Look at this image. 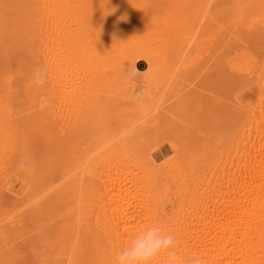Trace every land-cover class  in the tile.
Listing matches in <instances>:
<instances>
[{"label": "bare ground", "instance_id": "6f19581e", "mask_svg": "<svg viewBox=\"0 0 264 264\" xmlns=\"http://www.w3.org/2000/svg\"><path fill=\"white\" fill-rule=\"evenodd\" d=\"M150 1L0 0V193L12 157L35 154L18 139L21 127L51 142L52 101L60 105L71 87L74 101L80 100L75 114L69 111L84 133L81 154L64 169L49 149L37 153L33 172L27 166L20 179L44 190L33 216L62 208L56 234L67 244L54 248L63 252L58 255L66 250L70 263L79 264L91 249L94 264H114L118 251L159 225L174 235V245L149 264H179L173 253L185 262L264 264V0H201L204 12L197 18L194 0H164L188 12L162 15L171 52L157 44L155 32L150 36L159 28L151 31L128 14ZM128 63L143 73L152 91L166 88L181 65L185 91L174 103L184 125L180 134L158 140L144 133L140 120L147 117L148 102L126 95ZM201 69L204 78L220 80L228 95L213 94L204 103L199 126L206 133L199 136L187 128L193 98L184 81ZM122 100L131 107L122 108ZM15 103L25 105L24 125ZM135 114L139 117L131 123ZM164 144L172 147L169 155L160 148ZM0 234L6 233L0 229Z\"/></svg>", "mask_w": 264, "mask_h": 264}, {"label": "rangeland", "instance_id": "374dc122", "mask_svg": "<svg viewBox=\"0 0 264 264\" xmlns=\"http://www.w3.org/2000/svg\"><path fill=\"white\" fill-rule=\"evenodd\" d=\"M203 3L204 2H202L201 0H194L193 1L192 13L194 14V16L196 15L195 16L196 18L202 12L203 6H205V5H203ZM145 6H147V7L142 8L140 11H137V12L130 11L128 14L130 16L135 15L136 17H138L140 19V22L143 25L145 24L144 27L148 28L149 26H152V27H149V29L151 31L153 30L152 28H154V27H157L154 29L159 28L160 30H153V32L150 36H154V37L157 36L158 37L157 41L159 42V43L157 42V44L160 46L162 45L161 47L164 48V50L168 49V51L171 52L172 50H174V44H172V43L170 44L166 40L164 41L165 36L167 37L170 34H168V32H167L168 30L165 29V28H167V25H165L164 21L162 23L163 19H161V18H163V16L166 18H172L175 15L176 16L177 15H184V13H188V12H185L184 9H183V11L180 10L179 7L171 8L170 4L168 2H164V0H158V1L153 0V1L148 2V4H145ZM203 12H204V10H203ZM163 13H165V14H163ZM151 15L152 16L154 15V17H152ZM150 16L152 17V19L153 18L155 19L154 22H153L154 19L153 20L149 19ZM155 17L157 18V20ZM158 17H160V18H158ZM164 30H165V32H164ZM156 31H158V32L162 31V33L161 32L160 33L163 36L160 33L158 34V32H156ZM163 32H164V34H163ZM242 34H245V33L242 32ZM161 41L164 43H162ZM173 53H175V51ZM190 58H191V56H190ZM23 65H26V62H24ZM139 66H141V68H142L143 63L140 62ZM126 67H127V69H126L125 75H124L125 76L124 80L126 82L125 87H124L126 95L129 98H135L136 97L137 99H142V98H140V96H141V97L145 98L143 100H146L148 102V104L145 106V108L147 107L146 108V110H147L146 113H148V114H146L147 117L145 119L140 120L141 124L144 126L143 130L146 131L144 133L147 136H152L154 134L158 140H162L163 137H165L167 135L172 136V134L173 135L180 134L181 132L179 133V130L182 131L183 130L182 127H184V125L182 124L183 123L182 120L180 122L181 117H179V116L181 114L178 113L179 110L176 108V105L174 103L177 102V104H178L180 97L183 96V94L182 95H180V94L184 93V91H185V90L181 89V88H183V86L185 84L181 85L180 77H179V72H180L179 70H181V65L179 66L180 68H177L178 71L174 75L175 78L174 77L172 78L170 84L166 88H156L154 91L149 89V87H148L149 85L144 80L143 73L139 69H136V67H134V65H130L129 63L126 65ZM70 73H73V76H75V74H77L76 71L75 72L72 71ZM203 76H204V71L202 69L196 70L193 74H191L187 78L188 80L184 81V83L187 81L186 84L189 85V86H187L188 88H186V91L193 98L192 101L193 102L195 101L194 103L192 102L193 105L191 108L193 109V114H190V116L188 117L189 124H188L187 128L191 131V133L198 134V135L200 134V132H202V134H200V135H203L206 133V132L205 133L203 132L204 128H202V126L201 127L199 126L200 119L202 120V118H204V117H201V115L206 113L205 110L207 111L206 108L205 109L203 108V106L205 105L204 103L211 102L212 98L215 96V95L213 96V94H217L216 99H218V97L220 98V97H224V96L228 95L227 93L224 92V84L220 80H217V81L215 80L216 82H214V80H213V82L216 83V85H215L212 82V79L210 77L212 75H209L207 77V79L211 80V84H210L209 81H207V79L204 78ZM222 77L225 78L224 74H222ZM215 78L221 79L219 76H215ZM69 86H71V85H69ZM67 88H68V86H67ZM69 88L71 89V87H69ZM69 88L67 89L68 91H69ZM147 89H149L151 91H149ZM189 89H191V92L189 91ZM181 90H183V91H181ZM67 92L65 93L66 95H64V97H63V99L66 101L63 100L62 103H59L61 106L58 105V101H56V100L52 101V108H51V112H50L51 113V116H50V119H51V121H50V123H51V129H50V131H51V142L48 141L50 143L49 144L50 147L47 148L48 142L45 143V138L42 136L41 133L34 134V135H30L28 132L24 133L26 130L25 126H24V128L21 127L20 131L18 132V139L21 140V144L22 143H28L31 150L33 152L35 151L33 158H37V156H36L37 153L40 156L41 154H43L45 152V150L47 152V150L49 149V151H48V152H50L49 155L52 156V159H54V160L56 159V161H54V162H56V164H59L58 166H61L63 164L64 165V166L62 165L63 168L65 167V165H69L71 163L76 162L75 159L77 158V156H79L81 154L82 148L84 146V144H83L84 133L74 123L73 119H74L75 115L73 116V113H72L77 108V106L79 107L80 103H78V102L80 100H78V98L76 97V99H75L76 102L74 101V98L72 95L74 93L73 90H71V92H73L71 94H70V92H68L69 93L68 96H67V94H68ZM149 92H150V94H149ZM74 95L76 96L75 93H74ZM192 95H194V96H192ZM68 97L73 98L72 99L73 102ZM177 99H178V101H177ZM69 100L71 101V103H73V104L76 103V104L75 105L71 104ZM124 102H125V100L124 101L122 100V102H121L122 104L120 103L122 108L127 107L125 109H128L129 107H131L130 105H132V104L129 103L127 100H126L125 104H123ZM127 103H129V104H127ZM201 103H202V105H200ZM71 105L73 107L72 109L69 108V107H71ZM196 105H197V107H196ZM57 106H58V110L56 113L55 110H56ZM74 106H76V108H74ZM198 108L204 109V111L200 109V112H199ZM69 109L70 110L74 109V110L71 111V113H70ZM163 109H165V111ZM168 109H169V111H170V109L172 111L176 110L177 113H175L176 112L175 111V112L171 113V115H169V112L166 111ZM14 111L17 112V116L20 115L19 122L22 123L23 125L26 124L27 119L24 117V115H26L25 105L22 103H15ZM172 111H170V112H172ZM165 112H166V115L168 114L167 116L165 115ZM74 114H75V111H74ZM154 114H157V117H153ZM134 116H136L137 118L133 117V116L129 118L131 123H134L139 117V115H137V114H135ZM205 116H206V114H205ZM149 119H150V121H152L154 119L155 120L150 122V121H148ZM143 121H144V123H142ZM155 121H157V122L154 123ZM209 121L210 120L208 117V122ZM152 123H154L153 124L154 127L152 126ZM191 123H196V126L191 125ZM148 124H150V125H148ZM139 126H141V125H139ZM121 129L125 130L124 127H121ZM121 129L119 128V130H121ZM147 130H148V132H147ZM160 132H163L162 135ZM26 134H27V137L25 136ZM160 138H162V139H160ZM172 139H173V141L174 140L176 141V140H178V137L176 138L174 136ZM160 148L165 150L167 155H169L171 152H173L172 147L168 144H164ZM37 150H38V152H37ZM33 158L29 159V158H24V157L18 156V155L13 156L12 160L10 162V166H9L8 171L4 172L1 176V177H3L4 188L2 189V192L0 193V229L3 230L6 234H4L5 237H4V235L2 236L0 234V249H1L0 250V258H1L0 264H5V263L6 264H48V262H49V264H53L51 262L52 258H53V260L56 259L55 261L52 260L53 262H56L57 259H59V257H60L59 261L61 260V262L57 261L56 263L71 264L70 260H69V256H67L68 253L66 252L65 249H64L65 251L63 250L64 254H62V255H63V257H67V262L65 260L66 258L62 259L63 258V257H61L62 255L61 254L58 255V253H57V251H59V253H61L62 251L61 250L56 251L54 249L59 244V242H60V244H64V243L67 244L64 239L62 242L61 237L59 235H57V234H59V233H57L58 228L61 225V223H60L61 221H59V220L63 214L62 208L58 209L59 211H61L60 214L58 213V210H57V212L55 211L53 214L43 212V214L41 213V214L37 215L36 217L32 215V212L34 211L33 209H35L36 206L38 205V203L40 202V200L44 198L42 196L44 193L43 189H40V188L38 189L37 185H35L34 183L32 184L31 182L29 184H27V186H26L25 184H22V181H21L22 179H24L26 177V174H27V172H26L27 168L26 167L27 166L31 167V165L33 164L34 161L31 160ZM31 169L33 172L32 167H31ZM62 172L63 171H61V173ZM28 185H29V188H28ZM34 192H35V195L37 194L36 196L34 195ZM32 201L34 203H31ZM29 206H31L30 209H29ZM29 211H31V212H29ZM31 220H33V221H31ZM53 230H56V231L53 232ZM50 231H52L54 234H52V232H51V234H49ZM58 236L60 239L59 238L57 239ZM50 240L52 242H49ZM62 246H64V245H62ZM51 248L56 251V253H57V254L55 253L56 256L53 255L54 250L52 251ZM57 249H59V247ZM88 250H90V252H92V254L89 253V254L85 255L83 263L81 262L79 264H91V263L94 264L96 262L94 260L95 256L93 255L94 250H91V249H88ZM51 251H52V253H50ZM57 256H59V257H57ZM90 257L92 258V260ZM68 260H69V263H68ZM85 262H87V263H85Z\"/></svg>", "mask_w": 264, "mask_h": 264}, {"label": "clouds", "instance_id": "9594fccd", "mask_svg": "<svg viewBox=\"0 0 264 264\" xmlns=\"http://www.w3.org/2000/svg\"><path fill=\"white\" fill-rule=\"evenodd\" d=\"M175 237L171 233H165L159 225H152L139 233L128 247L117 252L114 264H149L153 258L162 251H166L174 245ZM173 261L179 264H203L200 258H192L187 262L179 260L175 253Z\"/></svg>", "mask_w": 264, "mask_h": 264}]
</instances>
